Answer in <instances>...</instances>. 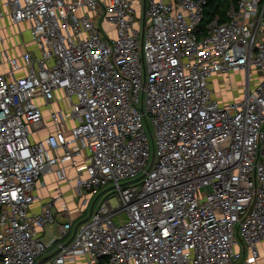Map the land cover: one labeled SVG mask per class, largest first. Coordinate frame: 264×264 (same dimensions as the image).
I'll list each match as a JSON object with an SVG mask.
<instances>
[{
	"label": "built area",
	"instance_id": "2783aa9c",
	"mask_svg": "<svg viewBox=\"0 0 264 264\" xmlns=\"http://www.w3.org/2000/svg\"><path fill=\"white\" fill-rule=\"evenodd\" d=\"M208 1L0 0V264L259 263L264 0Z\"/></svg>",
	"mask_w": 264,
	"mask_h": 264
},
{
	"label": "rangeland",
	"instance_id": "374dc122",
	"mask_svg": "<svg viewBox=\"0 0 264 264\" xmlns=\"http://www.w3.org/2000/svg\"><path fill=\"white\" fill-rule=\"evenodd\" d=\"M20 29L21 30H24L25 27L24 26H20ZM6 32L9 35L10 34H17L19 32V28L18 27H16V28H13V27L12 28H7ZM19 38H21V36L20 37L18 36V39ZM23 39H24V41L28 42L29 38H28V34L27 33H23ZM241 80L242 79H241V74L240 73L236 77L233 74V76H231V78H230L229 83H228V81L224 82L223 89H226V91L222 92V94L219 93V88H218L217 83H212V87L214 89V92L216 93V96L218 98H221L222 101H225L226 102L227 100L231 99L232 97H234V98H238L239 97V95H240V89L237 88V86L241 84ZM40 195L42 197L44 196V192L42 190H40ZM65 198H67V199L70 198V203H71L72 209L73 208H78L79 206H81L82 198L81 197H76V198L74 197L73 198L72 197V192H71L70 189H68L66 191ZM97 202H98V200H97ZM97 202L95 203L94 209H96L97 206H98V203ZM110 204L113 207L117 205V201H116V199L114 197L110 198ZM86 217H87V210L84 211V214H83V217L82 218H77L76 223L79 222L80 220L86 218ZM50 227H46L45 228V231H46L45 236L47 238H50L51 237V235H49V232H50L49 228ZM44 240L46 241L47 239L45 238Z\"/></svg>",
	"mask_w": 264,
	"mask_h": 264
},
{
	"label": "crops",
	"instance_id": "0c3cea01",
	"mask_svg": "<svg viewBox=\"0 0 264 264\" xmlns=\"http://www.w3.org/2000/svg\"><path fill=\"white\" fill-rule=\"evenodd\" d=\"M233 74H234L235 77L239 75V73L234 72V73H231L229 77L231 78V76H233ZM241 78H242V75H241ZM218 80H219V78H217V79L215 78L212 82L213 83H216L215 81H218ZM238 86H237V88H238ZM44 180H45V182H46V184L48 186L46 188H42V187L38 186L37 189H36V194L38 196H40V198H42L43 200L46 199L49 195H52L53 194L54 184H55L54 183V179H53L52 176H47V177L44 178ZM61 187H62V189L64 191L68 190L67 189V186L64 185V184ZM40 190H42L44 192V196L43 197L40 195ZM68 200H70V198H68ZM39 205H40L39 203H34L32 205V210L35 211V212H37L39 210ZM65 219L66 218L63 217V216H61V215H56L55 216V222H54V224H52L53 226L52 225H50L51 227L48 226V227H50L49 228V230H50L49 235H51L50 238H47L45 236L46 231L44 229L43 240L45 238L47 239L46 241L44 240L45 243L49 244L50 242H52L55 239V237L58 235L59 226L65 221ZM259 249H260L261 259H260V261H259L258 264H263V262H264V243H261L259 245ZM236 250H237V248H236ZM244 256H245V253H243V255L241 256V260L237 264H243V258H244Z\"/></svg>",
	"mask_w": 264,
	"mask_h": 264
},
{
	"label": "trees",
	"instance_id": "16d2710c",
	"mask_svg": "<svg viewBox=\"0 0 264 264\" xmlns=\"http://www.w3.org/2000/svg\"><path fill=\"white\" fill-rule=\"evenodd\" d=\"M233 0H209L205 10L204 24L218 17L220 21H225V12L227 6ZM262 39L264 40V28L262 32Z\"/></svg>",
	"mask_w": 264,
	"mask_h": 264
}]
</instances>
